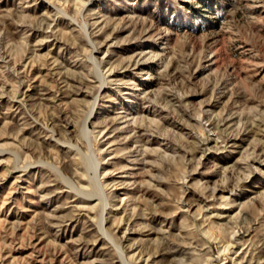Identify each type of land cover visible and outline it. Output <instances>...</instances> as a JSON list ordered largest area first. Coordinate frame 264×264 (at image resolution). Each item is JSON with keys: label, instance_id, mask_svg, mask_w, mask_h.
Returning a JSON list of instances; mask_svg holds the SVG:
<instances>
[{"label": "rangeland", "instance_id": "1", "mask_svg": "<svg viewBox=\"0 0 264 264\" xmlns=\"http://www.w3.org/2000/svg\"><path fill=\"white\" fill-rule=\"evenodd\" d=\"M0 264H264V0H0Z\"/></svg>", "mask_w": 264, "mask_h": 264}, {"label": "bare ground", "instance_id": "2", "mask_svg": "<svg viewBox=\"0 0 264 264\" xmlns=\"http://www.w3.org/2000/svg\"><path fill=\"white\" fill-rule=\"evenodd\" d=\"M86 27V26H85ZM87 28V27H86ZM88 32V31H87ZM85 33H86V31H85ZM87 34V33H86ZM88 36V35H87ZM89 37V36H88ZM103 77V76H102ZM102 79V78H101ZM106 84V82L105 81H103L102 82V87L104 86ZM97 99L98 98H96V101H95V103H94V106H93V111H94V109H95V107H96V104H97ZM89 119V118H88ZM88 119L86 120V127H88ZM98 166H99V164H97ZM106 200V199H105ZM107 202H108V200H107ZM107 202H105V206H107ZM106 210V209H105ZM107 221V215L105 214V212H104V214H103V216H102V219H101V224H100V228L102 229V231L104 232H106V230H105V227H104V225H105V222ZM111 239V238H110ZM114 243V242H113ZM115 246H116V249H118L121 253H122V255L124 256V252L122 251V247L120 246V245H118V244H115ZM122 257V256H121ZM125 258V257H124Z\"/></svg>", "mask_w": 264, "mask_h": 264}]
</instances>
